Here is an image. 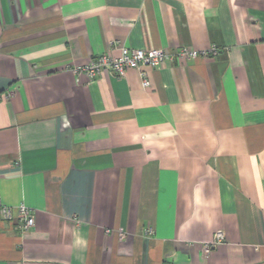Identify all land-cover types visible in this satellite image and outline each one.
<instances>
[{
  "label": "crops",
  "instance_id": "1",
  "mask_svg": "<svg viewBox=\"0 0 264 264\" xmlns=\"http://www.w3.org/2000/svg\"><path fill=\"white\" fill-rule=\"evenodd\" d=\"M0 196V264H264V0H0Z\"/></svg>",
  "mask_w": 264,
  "mask_h": 264
},
{
  "label": "built area",
  "instance_id": "2",
  "mask_svg": "<svg viewBox=\"0 0 264 264\" xmlns=\"http://www.w3.org/2000/svg\"><path fill=\"white\" fill-rule=\"evenodd\" d=\"M216 47H211L208 51H198L195 49H188L186 47H180L175 50L165 48H134L122 46L120 48V54L118 56H110L108 53L98 54L94 57H90L89 60L82 64L76 65L73 68L75 73H85L90 79L97 78L106 73H112L118 77H123L128 67L136 68L141 76V82L143 87L151 85L148 71L149 69H159L163 62L172 61L175 55L184 57L187 59L195 58L199 54L204 56L208 54H216ZM18 212L17 225L24 232L31 229L34 223V215L29 208L20 204L16 206ZM0 212L4 217L12 216V208L2 204L0 196ZM109 231V230H107ZM147 233H151L149 228ZM224 241V233L222 230L216 231L214 237L208 242L203 243V253H208L210 249Z\"/></svg>",
  "mask_w": 264,
  "mask_h": 264
},
{
  "label": "rangeland",
  "instance_id": "3",
  "mask_svg": "<svg viewBox=\"0 0 264 264\" xmlns=\"http://www.w3.org/2000/svg\"><path fill=\"white\" fill-rule=\"evenodd\" d=\"M218 230H219V229H218ZM218 230H217V231H218ZM215 233H216V231H215ZM215 233H214V235H215ZM214 235H213V237H214ZM207 242H208V241H207ZM204 243H205V242H204ZM219 244H221V243H219ZM219 244H217V245L213 246L212 248H214V247L218 246ZM212 248H211V249H212ZM211 249H210V250H211Z\"/></svg>",
  "mask_w": 264,
  "mask_h": 264
}]
</instances>
